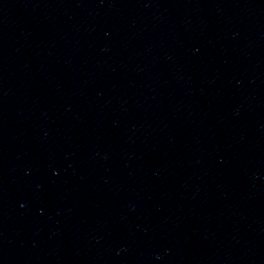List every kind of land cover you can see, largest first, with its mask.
<instances>
[{
	"label": "water",
	"instance_id": "water-1",
	"mask_svg": "<svg viewBox=\"0 0 264 264\" xmlns=\"http://www.w3.org/2000/svg\"><path fill=\"white\" fill-rule=\"evenodd\" d=\"M0 264H264V0H0Z\"/></svg>",
	"mask_w": 264,
	"mask_h": 264
}]
</instances>
